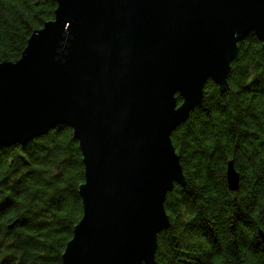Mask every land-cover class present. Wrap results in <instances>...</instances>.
Segmentation results:
<instances>
[{
  "label": "water",
  "instance_id": "water-1",
  "mask_svg": "<svg viewBox=\"0 0 264 264\" xmlns=\"http://www.w3.org/2000/svg\"><path fill=\"white\" fill-rule=\"evenodd\" d=\"M56 1L21 58L0 64V147L72 128L84 213L63 264H157L167 195L186 183L172 134L209 80L227 90L239 42L253 32L264 48V0ZM227 181L239 190L233 161Z\"/></svg>",
  "mask_w": 264,
  "mask_h": 264
},
{
  "label": "trees",
  "instance_id": "trees-1",
  "mask_svg": "<svg viewBox=\"0 0 264 264\" xmlns=\"http://www.w3.org/2000/svg\"><path fill=\"white\" fill-rule=\"evenodd\" d=\"M57 7L56 0H0V64L17 62ZM238 46L227 90L209 80L172 134L186 183L167 195L171 225L159 235L157 264H264V48L253 32ZM230 161L237 192L227 181ZM84 182L79 141L67 125L0 147V264H63L83 217Z\"/></svg>",
  "mask_w": 264,
  "mask_h": 264
},
{
  "label": "rangeland",
  "instance_id": "rangeland-1",
  "mask_svg": "<svg viewBox=\"0 0 264 264\" xmlns=\"http://www.w3.org/2000/svg\"><path fill=\"white\" fill-rule=\"evenodd\" d=\"M175 187V186H174Z\"/></svg>",
  "mask_w": 264,
  "mask_h": 264
}]
</instances>
